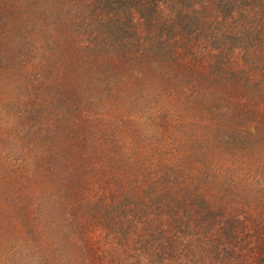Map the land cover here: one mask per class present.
<instances>
[{
    "label": "rangeland",
    "instance_id": "rangeland-1",
    "mask_svg": "<svg viewBox=\"0 0 264 264\" xmlns=\"http://www.w3.org/2000/svg\"><path fill=\"white\" fill-rule=\"evenodd\" d=\"M122 7L0 0V264H138L141 206L190 182L223 219L264 220V118L242 108L262 94L241 75L203 98L149 67L117 77L105 18Z\"/></svg>",
    "mask_w": 264,
    "mask_h": 264
},
{
    "label": "trees",
    "instance_id": "trees-1",
    "mask_svg": "<svg viewBox=\"0 0 264 264\" xmlns=\"http://www.w3.org/2000/svg\"><path fill=\"white\" fill-rule=\"evenodd\" d=\"M115 1L123 7L110 9L115 14L105 21L114 20L110 32H115L117 42L113 48L117 77L123 69L134 83L132 79L149 67L177 85L192 86V93L203 98L210 88L222 89L226 80L241 75L246 80L240 77L236 83L242 93L255 88L262 94L260 100L246 94L243 114L264 118V87H259L264 81V2L253 6L252 0H244L245 5L243 0H224L223 6V0ZM238 3L242 9L237 10ZM131 73L135 75L129 78ZM196 193L190 182L181 190H163L156 206L143 203L141 207H149L156 219L151 222L148 216L140 228L147 239L143 260L131 257L138 258V264H264V220L250 226L234 214L223 219L218 205L209 203L211 195ZM124 260L107 259L106 264L135 262Z\"/></svg>",
    "mask_w": 264,
    "mask_h": 264
}]
</instances>
